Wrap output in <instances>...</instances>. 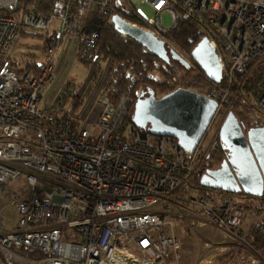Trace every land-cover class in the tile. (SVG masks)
Masks as SVG:
<instances>
[{"label": "built area", "instance_id": "1", "mask_svg": "<svg viewBox=\"0 0 264 264\" xmlns=\"http://www.w3.org/2000/svg\"><path fill=\"white\" fill-rule=\"evenodd\" d=\"M23 1L0 0V201L15 213L9 220L0 209V264H177L180 217L173 202L182 207L179 213H197L202 225L245 246L249 228L242 234L247 208L241 197L201 190L195 180L209 170L202 167V143L216 119L220 129L233 87L242 90L247 82L256 92L251 118L264 127V0H135L151 7L153 17L143 28L122 17L176 52L179 24L193 16L203 24L199 40L212 45L222 80L200 93L217 109L192 152L127 124L133 100L112 102L103 81L89 122L72 110L73 98L84 102V96L70 83L44 106L45 90L58 82L62 46L94 48L98 38L96 25L77 17L74 6L99 9L112 26L114 8L124 0H59L62 14L49 18L23 14ZM162 12L171 16L169 28ZM25 30L48 38L36 72L20 73L14 62ZM21 179L24 185L13 188ZM197 223L187 225L191 230Z\"/></svg>", "mask_w": 264, "mask_h": 264}, {"label": "water", "instance_id": "2", "mask_svg": "<svg viewBox=\"0 0 264 264\" xmlns=\"http://www.w3.org/2000/svg\"><path fill=\"white\" fill-rule=\"evenodd\" d=\"M111 23L119 35L137 42L162 62L172 60L185 69L190 68L187 60L150 32L119 15H113ZM190 57L211 82H221V65L208 39L200 40ZM144 94L134 103L131 124L150 135L173 138L180 148L194 151L212 121L217 103L187 88H177L159 98L152 92ZM218 141L226 158L218 168L206 170L200 177V186L264 198V127L246 129L233 112H228L219 129Z\"/></svg>", "mask_w": 264, "mask_h": 264}, {"label": "trees", "instance_id": "3", "mask_svg": "<svg viewBox=\"0 0 264 264\" xmlns=\"http://www.w3.org/2000/svg\"><path fill=\"white\" fill-rule=\"evenodd\" d=\"M21 12L23 14H32L42 18H49L51 16H60L63 11L59 0H24L22 2ZM92 12L107 17L99 9L84 12L80 10L77 5L74 6L75 15L81 19L86 14H91ZM123 17L133 24L145 25V19L140 16L137 11L123 14ZM83 20H85V18ZM200 25H203L200 22V19L197 16H193L189 21L180 23L173 35V43L176 50L183 58H187L189 60V69H185L176 61L171 60L169 63L162 62L157 57L145 51L137 42L119 35L113 27L108 25L106 22L99 31L94 48L78 46L76 50V60L85 68H89L91 64L93 65L94 59L97 56L101 58V61L111 60V75L109 76L110 78L108 77L107 82L104 85L105 92L112 102H117L122 96H128L133 100V104L129 108L126 118V123L131 124L134 103L142 92H152L155 97H161L179 88V86H182L183 83L185 88H191L192 91L198 93H201V91L197 89L199 87L203 86L212 88L218 86L204 75L199 66L193 62L190 57L192 50L200 41L198 37V29ZM26 36L30 35L23 32L22 37ZM43 38L45 40L44 43L47 44V35ZM46 47L47 45L42 50L41 54L45 53ZM21 64L22 63H20V65ZM38 68L39 67L36 62H28L23 66V68L21 67L20 73L36 72ZM95 71L96 70H94L92 75L93 79H96ZM156 74L158 77L154 76ZM231 93L234 97L233 103L235 104V110L232 112L236 117L240 113L239 112L237 114V108L240 104L244 108H251L252 110L255 109L253 102L256 97V92L252 89L249 83L246 82L242 90H237L233 87ZM82 102V100L74 97L72 110L78 111ZM211 150L212 151L208 160L206 157V163H203L202 167H206L207 169H216L224 160V153L220 148L218 139ZM207 161L209 162L207 163ZM195 184L201 190L215 191L222 195H233L241 198L262 201L263 204H261L257 209V214L260 217L250 226L245 246L256 253L263 254L264 198H254L244 194H230L220 190L206 189L200 186L198 179L195 180ZM243 247L244 246H242V248ZM243 255H246V253L243 252ZM238 256L239 254L237 252H232L229 255L228 260L237 259ZM222 260L223 258L216 260L215 264H222Z\"/></svg>", "mask_w": 264, "mask_h": 264}, {"label": "rangeland", "instance_id": "4", "mask_svg": "<svg viewBox=\"0 0 264 264\" xmlns=\"http://www.w3.org/2000/svg\"><path fill=\"white\" fill-rule=\"evenodd\" d=\"M124 2L125 6L115 7L114 13L123 17V14H128L137 11L139 15L142 16L145 20H148L153 17V9L148 5L140 4L138 3V1L135 0H124ZM161 17L163 26L169 28L172 24L170 14L168 12H162ZM84 18L85 20H83ZM81 20L86 22L87 25L95 24L97 33L99 35V31L105 23L106 18L101 14L92 12L91 14H86L85 16H83ZM138 26L143 28L144 24ZM25 33L29 34L30 36L21 38V40L17 44L14 57L16 59H19V62L22 63L20 65L22 68L28 62H36L37 66H39L41 62L40 55L44 47L47 45L44 43L45 40L43 38L46 34L37 33L29 30H25ZM184 59L189 61L187 58ZM14 62L18 63V61L15 59ZM111 66V60L101 61V58L99 56L94 59L93 65L91 64L89 68H85L84 66L80 65L77 62L76 58H71L68 61L65 71L59 73L61 81L60 86L55 90V93L58 92L63 85L70 83L72 86H74V89L77 94L84 96V102L82 107L79 109V112L81 113L86 107H89V109H91L94 103L100 97V88L102 81L105 85L108 77L111 75ZM94 70H96V79L92 78ZM154 76L158 77L157 74ZM179 88H185L184 83L182 86H179ZM197 89L203 92L211 88L202 86ZM147 95L148 93L145 92L144 96ZM47 99L48 96H45L42 100L45 101ZM52 99L53 95L51 96L49 104L51 103ZM226 109L228 110V112L234 111L235 104L232 102ZM237 110V114L240 112L237 116V119L243 125H245L246 129L256 125V123L251 118V116L253 115V110L251 108H244L240 104ZM79 124L81 128H85L88 126V123L85 122L83 119L79 121ZM218 132L219 123L218 119H216L210 127V130L206 134V137L204 138L202 143V148L205 152L207 160L209 158V155L211 154L212 147L218 139ZM208 162L209 161H207V163ZM23 185L24 181L23 179H21L13 185V188L20 189ZM241 200L244 206H246L247 208L244 211V216L241 224V231L243 234L244 232H247L249 230H247V228H250V226L257 219H259L260 216H258L257 214V209L263 203L260 200H252L247 198H241ZM172 207L173 211L177 213V215H179L180 217L179 225L175 229L176 237L179 241L180 246L179 260L177 264H215L216 260L222 258V264H251V260H255L259 262V264H264V253H256L250 248H247V246H244L243 248L239 247V245H241V242L237 239L227 236L216 228H213L206 224L202 225L201 222L203 221V219L201 216H199V214L196 213L194 215H189L188 212L179 213L181 212L182 207L174 202L172 203ZM0 209L7 214L9 220L13 219V217L15 216L11 205L7 201H0ZM190 220L194 221L195 223L198 222L197 224L200 225L190 230L187 225L188 221ZM232 252H237L239 256L237 259L228 260L229 255ZM243 252L246 253V255H243ZM171 264H174V262H172Z\"/></svg>", "mask_w": 264, "mask_h": 264}, {"label": "crops", "instance_id": "5", "mask_svg": "<svg viewBox=\"0 0 264 264\" xmlns=\"http://www.w3.org/2000/svg\"><path fill=\"white\" fill-rule=\"evenodd\" d=\"M41 56H42V54L40 55V58H41ZM71 58H76V48L71 44V42L66 41V43L62 46L60 53H59V66H58L59 67V73L65 71V68L67 67L68 61ZM14 59L18 61V63H16V67H17V69L20 70L21 66H20L19 59H16V58H14ZM59 73H58L57 85H55L53 87H49L45 90L44 97L48 96V99L45 100L44 106L50 105L53 102L57 93L59 92L58 91L55 93V90L60 86L61 79H60ZM52 95H53V99H52L51 103L49 104V101H50ZM95 115H96V108H94V109L86 108V110H84L80 113V116L82 118H84V120H86L87 122H89L90 118L91 119L94 118Z\"/></svg>", "mask_w": 264, "mask_h": 264}, {"label": "flooded vegetation", "instance_id": "6", "mask_svg": "<svg viewBox=\"0 0 264 264\" xmlns=\"http://www.w3.org/2000/svg\"><path fill=\"white\" fill-rule=\"evenodd\" d=\"M159 98V97H158ZM240 122V121H239ZM245 126V125H244ZM246 128V127H245ZM220 148H221V146H220ZM221 150H222V148H221ZM222 152L224 153V159L226 158V152L224 151V150H222Z\"/></svg>", "mask_w": 264, "mask_h": 264}]
</instances>
